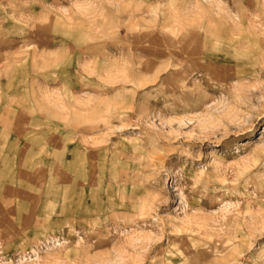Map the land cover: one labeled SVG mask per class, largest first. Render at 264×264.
Segmentation results:
<instances>
[{
  "label": "rangeland",
  "instance_id": "1",
  "mask_svg": "<svg viewBox=\"0 0 264 264\" xmlns=\"http://www.w3.org/2000/svg\"><path fill=\"white\" fill-rule=\"evenodd\" d=\"M3 130L0 264H264V0H0Z\"/></svg>",
  "mask_w": 264,
  "mask_h": 264
},
{
  "label": "crops",
  "instance_id": "2",
  "mask_svg": "<svg viewBox=\"0 0 264 264\" xmlns=\"http://www.w3.org/2000/svg\"><path fill=\"white\" fill-rule=\"evenodd\" d=\"M11 133L6 130L0 131V145L11 143Z\"/></svg>",
  "mask_w": 264,
  "mask_h": 264
},
{
  "label": "bare ground",
  "instance_id": "3",
  "mask_svg": "<svg viewBox=\"0 0 264 264\" xmlns=\"http://www.w3.org/2000/svg\"><path fill=\"white\" fill-rule=\"evenodd\" d=\"M260 45V44H259Z\"/></svg>",
  "mask_w": 264,
  "mask_h": 264
}]
</instances>
